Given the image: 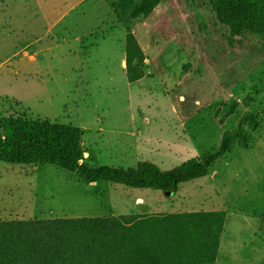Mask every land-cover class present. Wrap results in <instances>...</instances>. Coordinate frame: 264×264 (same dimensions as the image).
I'll return each instance as SVG.
<instances>
[{"label":"rangeland","instance_id":"374dc122","mask_svg":"<svg viewBox=\"0 0 264 264\" xmlns=\"http://www.w3.org/2000/svg\"><path fill=\"white\" fill-rule=\"evenodd\" d=\"M140 1L0 0V118L82 128L90 167L169 171L226 131L242 137L174 194L0 162V219L224 211L215 264H264V39L231 37L207 0H163L133 19ZM127 32L146 58L131 84Z\"/></svg>","mask_w":264,"mask_h":264},{"label":"trees","instance_id":"16d2710c","mask_svg":"<svg viewBox=\"0 0 264 264\" xmlns=\"http://www.w3.org/2000/svg\"><path fill=\"white\" fill-rule=\"evenodd\" d=\"M161 1L141 0L131 18L149 16ZM207 1L231 37L248 32L264 39V0ZM124 51L131 84L144 77L146 59L131 32L125 35ZM82 134L71 125L0 118V162L51 165L77 174L85 183L106 181L174 194L180 184L205 177L242 137L239 131H226L217 149L162 171L147 161L126 169L90 167L82 158ZM225 217L224 211H193L0 220V264H215Z\"/></svg>","mask_w":264,"mask_h":264},{"label":"crops","instance_id":"0c3cea01","mask_svg":"<svg viewBox=\"0 0 264 264\" xmlns=\"http://www.w3.org/2000/svg\"><path fill=\"white\" fill-rule=\"evenodd\" d=\"M124 62H125V59L122 61V66H124ZM81 130H82V132H83V129L82 128H80ZM139 201H142V199L140 198V199H137V202H139ZM1 220V219H0Z\"/></svg>","mask_w":264,"mask_h":264},{"label":"water","instance_id":"95a60500","mask_svg":"<svg viewBox=\"0 0 264 264\" xmlns=\"http://www.w3.org/2000/svg\"><path fill=\"white\" fill-rule=\"evenodd\" d=\"M93 184V183H92Z\"/></svg>","mask_w":264,"mask_h":264}]
</instances>
